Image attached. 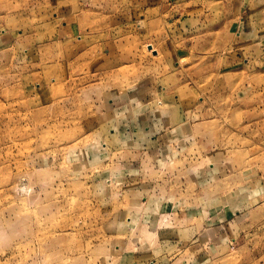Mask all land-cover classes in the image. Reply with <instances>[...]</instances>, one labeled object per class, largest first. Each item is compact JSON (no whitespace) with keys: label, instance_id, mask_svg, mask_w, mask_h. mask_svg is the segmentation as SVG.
I'll list each match as a JSON object with an SVG mask.
<instances>
[{"label":"rangeland","instance_id":"obj_1","mask_svg":"<svg viewBox=\"0 0 264 264\" xmlns=\"http://www.w3.org/2000/svg\"><path fill=\"white\" fill-rule=\"evenodd\" d=\"M108 1L0 0V264H264V0Z\"/></svg>","mask_w":264,"mask_h":264},{"label":"crops","instance_id":"obj_2","mask_svg":"<svg viewBox=\"0 0 264 264\" xmlns=\"http://www.w3.org/2000/svg\"><path fill=\"white\" fill-rule=\"evenodd\" d=\"M128 1H131L132 5L134 4L145 5L150 2V0H110L108 2L110 3V6H116L120 3L126 4V8H127ZM68 2L69 3L66 4L68 7L64 10V14H63L64 15L63 18L67 21L63 24V33L64 35H68L69 37H73V35H76L75 33H78L77 34L78 40L74 41L70 39V43H68L66 48H64L66 52L65 56H63L64 61L68 63L70 60L80 59L82 58V56H84V54H87L89 51H91L93 47H98L97 50H105L107 53L103 54L100 51L96 54L93 53L96 64L99 65V62L102 63V61H110L109 63L111 64L115 63L114 61H116V58H119V56L117 54L118 45L116 44V41H114L113 36L119 38L121 36L129 37L134 35V28L131 26L134 24L133 17L135 13L133 10L135 7H131L130 13L126 12L119 14L116 13L117 10L101 11L99 7H98L99 9H97L95 5H99L102 7V5H100L101 3L100 4L92 3L94 7L92 6L90 7L88 6V4L81 5L80 0L78 1L68 0ZM103 3L106 2L103 1ZM148 7L149 6H147V8ZM145 9L141 10L142 19L140 23L146 21ZM190 11L193 14L196 11V8H191ZM105 16H108V18L106 19ZM78 19L79 21H70V20H78ZM94 19H98L97 27L94 28V31H92V29L85 28L88 25L93 26L92 24ZM99 21L100 22L106 21L107 28L99 29L98 28V24L100 23ZM148 23H150V21ZM84 28L85 30H83ZM147 32H148L147 28L146 30L142 29V35H145ZM207 34L213 35L214 32ZM228 34L229 35L231 34L230 31H228ZM102 37H104L103 40L100 39ZM98 40H99V44L95 43L98 42ZM175 80H176L175 81L176 84L179 83V81L177 82L178 80L177 78ZM182 112L183 110L181 111L179 110L180 115H182ZM152 130H153L152 127L148 124V126L143 128V132L145 133L144 136H147V132Z\"/></svg>","mask_w":264,"mask_h":264}]
</instances>
